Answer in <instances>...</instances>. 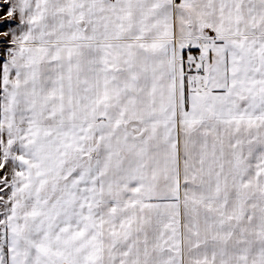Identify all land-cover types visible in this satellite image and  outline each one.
<instances>
[{
	"label": "crops",
	"instance_id": "obj_1",
	"mask_svg": "<svg viewBox=\"0 0 264 264\" xmlns=\"http://www.w3.org/2000/svg\"><path fill=\"white\" fill-rule=\"evenodd\" d=\"M7 1L15 50L2 67L16 86L10 111L32 104L55 125L72 122L63 111H82L73 120L81 124L79 142L60 158L69 170L58 179L70 185L62 199L29 208L31 250L23 246L10 264H209L202 259L208 244L210 264H264V247L256 255L230 248L236 237V245L246 240L234 215L219 221L226 242L200 243L190 232L184 251L188 180L201 185L203 177L188 175L187 162L194 161L187 144L214 146L217 119L233 137L228 166L239 161L232 154L242 151L238 142L250 149L251 132L258 133L255 147L264 145V118L255 121L264 117V0ZM193 58L200 73L186 69ZM160 111L175 117L172 128ZM176 111H200L199 120ZM234 111L249 122L233 121ZM55 125L43 124L44 131ZM178 147L185 149L180 171L173 161ZM248 189L245 208L264 214L263 190ZM234 209L227 202L226 212ZM251 224L264 233L261 220Z\"/></svg>",
	"mask_w": 264,
	"mask_h": 264
},
{
	"label": "rangeland",
	"instance_id": "obj_2",
	"mask_svg": "<svg viewBox=\"0 0 264 264\" xmlns=\"http://www.w3.org/2000/svg\"><path fill=\"white\" fill-rule=\"evenodd\" d=\"M8 8V1L0 0V264H10V261H8L10 255L22 251L23 246H25V249L27 248V251L31 250L29 247H32V245L28 242V236L31 234L30 219L27 215L29 208L40 203L42 199L50 201L53 198H63V190L70 184L68 179L62 181L58 177L68 174L69 168L65 169L60 164V158L62 154H65L66 149L79 142L80 131L75 132V129L78 126L80 127L81 124L75 123L73 120L76 121L77 118H80L82 113V111H63L65 112L63 114L66 115L65 118H71L73 123L63 118L61 123L55 125V117L49 116V114H39L46 111H31L33 109L32 104H27L25 111H10L8 105L9 102L13 103L11 97L14 95L16 86L13 83L10 69L2 67L15 50V47L8 40L10 38L7 34L9 29L6 30L7 25L12 27L14 24L12 15L8 14ZM187 70L189 71V69ZM160 112L167 116V125L172 128L175 117L168 116L170 111ZM176 112L179 118L190 116L199 120L200 111ZM204 112L210 116L212 115L213 118L221 116L220 119H224L225 117L222 116L226 115V111ZM245 113L249 115L254 114L255 111H245ZM233 115V121L243 120L249 122L243 115L239 114V111H234ZM256 118L255 121H258L259 118L261 120L264 117L259 116ZM210 119L212 120V117ZM232 120L228 123L233 122ZM34 121L41 125V132L35 130L25 135L24 133L29 129L28 127L35 124ZM212 121L216 123L210 129L215 139V145L212 146L209 143L201 145L187 144L186 147V152L194 161L193 164L187 162L188 175L196 176L202 173L203 177L201 185L196 184L197 182L193 179V181L188 180V210L187 212L185 210V221L187 222L184 226V234L186 233L184 251L187 255L189 254L190 239H192L190 232H198L197 239L200 243L213 237L215 239L223 237V240L220 241L226 242L227 232L226 229L221 227L220 222L223 219L226 221L229 215H231L230 217L234 215L235 227L240 220L241 224L238 226H242L241 232L246 240L243 243L241 242L240 245L237 244L239 247L236 245V237L230 248H241V252L244 254L254 252V255H256L258 248L264 247V240L260 239L264 233L262 234L251 223L252 220L254 223L261 220V225H264V214L263 212L254 213L246 209L249 208V205L245 208L244 200L248 196V188H260L264 192V145L260 149L255 147L258 133L257 131L251 132V143L246 146V149H250L244 151L245 145L238 142L242 151L234 149L232 154L239 161L233 166H228L227 158L229 156L230 159V154H227L229 152L227 148L230 145L229 140H233L231 131L225 132L227 129L222 128L223 125L218 124L217 119ZM43 124H54L55 126L46 133ZM260 134L264 137L263 128ZM44 135L46 137L40 140L39 138ZM196 137L199 141L203 139L201 136ZM234 139H241V134L236 133ZM184 155V147H178L173 160L176 162L178 171L185 169ZM71 157L73 156L71 155ZM208 162L212 164L208 165ZM252 173L254 177H250L251 179L244 180L242 178L243 175L249 176ZM59 184L60 190L55 195L53 192L57 190ZM74 195H77L76 192L72 196ZM230 200L231 205L236 208L234 213L226 212L227 202ZM258 207L259 205H257ZM188 214L192 215L191 221L193 225L197 223V227H193ZM232 229L235 231L233 227ZM234 234L237 235L235 232ZM204 248L202 259L207 260L210 264L213 254L212 245H205ZM242 248H245L246 251L244 252Z\"/></svg>",
	"mask_w": 264,
	"mask_h": 264
},
{
	"label": "built area",
	"instance_id": "obj_3",
	"mask_svg": "<svg viewBox=\"0 0 264 264\" xmlns=\"http://www.w3.org/2000/svg\"><path fill=\"white\" fill-rule=\"evenodd\" d=\"M198 59H188L186 62L188 64V68L190 72L197 73L200 70V67L198 66Z\"/></svg>",
	"mask_w": 264,
	"mask_h": 264
},
{
	"label": "trees",
	"instance_id": "obj_4",
	"mask_svg": "<svg viewBox=\"0 0 264 264\" xmlns=\"http://www.w3.org/2000/svg\"><path fill=\"white\" fill-rule=\"evenodd\" d=\"M190 52H193V51H190ZM194 53V52H193Z\"/></svg>",
	"mask_w": 264,
	"mask_h": 264
},
{
	"label": "bare ground",
	"instance_id": "obj_5",
	"mask_svg": "<svg viewBox=\"0 0 264 264\" xmlns=\"http://www.w3.org/2000/svg\"><path fill=\"white\" fill-rule=\"evenodd\" d=\"M240 205H242V204H240Z\"/></svg>",
	"mask_w": 264,
	"mask_h": 264
}]
</instances>
